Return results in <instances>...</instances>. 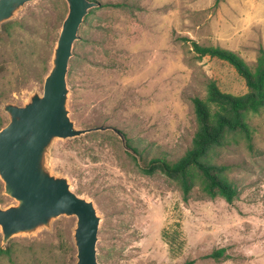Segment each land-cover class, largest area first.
<instances>
[{
	"label": "rangeland",
	"instance_id": "1",
	"mask_svg": "<svg viewBox=\"0 0 264 264\" xmlns=\"http://www.w3.org/2000/svg\"><path fill=\"white\" fill-rule=\"evenodd\" d=\"M100 1L106 7L82 24L76 41L82 43L67 77L68 109L77 129H109L56 139L48 158L52 174L97 209L99 264H264V110L248 119L252 147L239 140L213 155L238 189L233 204L205 198L199 188L185 202L172 180L144 174L115 132L145 161L183 156L196 131L192 99L205 98L211 80L225 93L248 91L232 66L198 56L192 43L234 51L252 65L264 49V0ZM63 11L62 2L34 1L0 30L4 126L5 104L24 106L43 93ZM0 198L2 208L18 204L1 179ZM76 222L62 216L6 245L0 228V248L12 250L11 257L0 253V264H76ZM221 249L219 260L207 258Z\"/></svg>",
	"mask_w": 264,
	"mask_h": 264
},
{
	"label": "water",
	"instance_id": "2",
	"mask_svg": "<svg viewBox=\"0 0 264 264\" xmlns=\"http://www.w3.org/2000/svg\"><path fill=\"white\" fill-rule=\"evenodd\" d=\"M34 1L38 0H0V30L17 12ZM66 2L69 12L62 25L43 93H34L24 106L7 103L3 107L9 122L0 130V179L5 194L18 204L0 207V228L6 245L15 235L50 228L54 219L75 217L76 264H99L97 245L101 218L94 203L72 191L68 179L53 175L48 166L56 139L109 129L80 130L69 116L67 77L74 44L79 40L85 17L97 4L90 0ZM115 132L126 147L124 135L119 130Z\"/></svg>",
	"mask_w": 264,
	"mask_h": 264
},
{
	"label": "trees",
	"instance_id": "3",
	"mask_svg": "<svg viewBox=\"0 0 264 264\" xmlns=\"http://www.w3.org/2000/svg\"><path fill=\"white\" fill-rule=\"evenodd\" d=\"M52 1L62 2L64 11L60 15V21L63 25L69 12L67 4L63 0ZM90 1L95 2L97 7L89 11L83 24H86L89 17L94 15L97 10L106 7L100 0ZM223 1L216 0V4ZM108 6L118 8L122 5L113 3ZM10 24V22L4 24L2 29L8 31ZM81 43L74 44L75 58L70 61L69 79L72 77ZM192 47L200 57L209 56L232 66L245 80L248 88L247 93L240 96L225 93L216 81L211 80L208 83L206 97L192 99L196 131L192 139V146L176 161H170L167 158L145 161L143 151L124 134L126 148L131 151L132 159L144 174L153 176L160 173L172 180L181 191L185 202H188L195 189L199 188L205 198L211 200L223 198L229 204H233L238 197V189L229 177V167L216 164L213 155L219 149L236 144L239 140H244L249 147H252L253 131L248 119L251 114H258L264 110V49L259 50L256 61L250 65L239 54L231 50L203 46L195 41L192 43ZM3 70L4 67L1 66L0 74ZM44 71L47 76L49 69L46 67ZM4 127L3 121L0 120V130ZM142 160L145 163L141 164ZM0 202H2L1 198ZM224 252L223 249L214 251L207 258L219 260L224 256ZM0 253L11 257V247L5 250L0 248ZM186 264L191 263L187 262Z\"/></svg>",
	"mask_w": 264,
	"mask_h": 264
}]
</instances>
